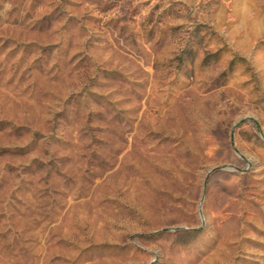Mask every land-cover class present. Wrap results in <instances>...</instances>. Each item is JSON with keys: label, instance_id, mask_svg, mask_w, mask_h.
<instances>
[{"label": "rangeland", "instance_id": "1", "mask_svg": "<svg viewBox=\"0 0 264 264\" xmlns=\"http://www.w3.org/2000/svg\"><path fill=\"white\" fill-rule=\"evenodd\" d=\"M0 264H264V0H0Z\"/></svg>", "mask_w": 264, "mask_h": 264}]
</instances>
